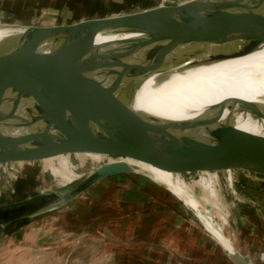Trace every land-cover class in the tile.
<instances>
[{"label":"water","instance_id":"obj_1","mask_svg":"<svg viewBox=\"0 0 264 264\" xmlns=\"http://www.w3.org/2000/svg\"><path fill=\"white\" fill-rule=\"evenodd\" d=\"M107 36L123 40L98 41ZM262 46L264 0H187L72 25L28 27L0 42V169L89 154L178 176L241 171L264 179V136L233 122L237 115L263 122V107L232 101L184 121L140 112L134 92L140 78L157 68L125 62L141 50L158 61L176 60L182 50L186 58L194 55L179 60V69ZM213 47L226 51L195 58ZM134 172L125 162H111L64 192L0 207V227L65 206L104 179ZM229 255L235 264H251L238 252Z\"/></svg>","mask_w":264,"mask_h":264},{"label":"rangeland","instance_id":"obj_2","mask_svg":"<svg viewBox=\"0 0 264 264\" xmlns=\"http://www.w3.org/2000/svg\"><path fill=\"white\" fill-rule=\"evenodd\" d=\"M133 1L0 0V5L2 4L0 6V26L19 28L11 31V35H17L28 27L78 22L97 16L129 13L160 5H177L187 0H165L163 3H161L163 0H142L143 3H134ZM113 160L118 159L78 154L35 165H22L16 169L18 171L0 169V204H14L39 195H56L64 192L84 180L95 169L111 163ZM165 172L178 185L176 174L171 171ZM141 177L149 178L144 173L134 172L104 179L67 205L16 224L48 229L57 223L67 225L68 216L75 217V220L81 216L83 217L82 221H79L76 228L77 230L82 228L83 231V225H86L84 217L86 213H90L93 204L106 202V205H115L126 198L142 202L144 197H149L151 202H157L162 207L167 206L164 207L167 213L163 212L161 215L170 224H175V229L169 234L168 240L165 239L164 243H160L163 252L208 254L207 263L209 264L217 263L211 258L214 256L211 254H222L223 260L228 259L235 264L231 256L205 230L203 222L198 217L200 215L214 229L218 230L222 227V230L227 233H231L232 230L235 240L243 248L248 249L247 254L242 255L251 264H254V261L264 264L262 257L264 255V179L241 171L221 172L213 176L181 175L179 179L186 184L187 188L178 185L179 189L190 193L191 202L198 208L194 211L163 185L152 179V183H147ZM203 179L206 183L211 182L215 196L200 183ZM139 183L148 190V193L145 194L141 191ZM96 187L98 189L94 191ZM57 218H60L61 221H57ZM72 224L74 223L72 222ZM10 226L12 225L0 227V238L4 237L5 231ZM53 231L48 229L47 234L51 235ZM68 233L70 232L62 229L58 245L55 246V243L52 242L56 239L55 236L53 240L49 236L41 247H46L49 253H55L54 251L60 249L73 252L75 246L73 243L79 240L81 235L76 237L74 233H71L72 235ZM61 236L64 237L61 238ZM68 237L70 238L68 239ZM85 238L83 237L81 240L84 241ZM166 241L169 243L167 244ZM168 247L171 250H168Z\"/></svg>","mask_w":264,"mask_h":264},{"label":"crops","instance_id":"obj_3","mask_svg":"<svg viewBox=\"0 0 264 264\" xmlns=\"http://www.w3.org/2000/svg\"><path fill=\"white\" fill-rule=\"evenodd\" d=\"M109 16L111 15L97 16L93 19ZM85 20L91 19L56 25H38V27L72 25ZM11 31L14 30L0 27V34H7ZM204 175L213 176L216 174L204 173ZM179 178L176 175L178 185L187 188L186 184L182 183ZM141 179L147 183H152L151 178L141 177ZM200 183L209 189L213 195L215 194L210 181L206 183L203 179ZM134 185H139L142 192L148 193V190L140 183ZM97 189V187L94 188V191ZM186 194L190 200V206L194 210L198 209L191 202L190 193L186 192ZM123 200L115 205H106V202L93 204L90 213H86L84 217L86 225H83V231L82 228L79 230L76 228L83 218L80 215L78 220H75L73 216H68L65 226L61 225L62 223H57L53 227H49V230H54L51 235L47 234L48 229L46 228L38 229V227H29L27 224L10 226L5 231L4 237L0 238V264H209L207 263L208 254H169V252H163L160 243H164L165 239L168 240L169 234L175 229V224H170L161 215L163 212L167 213L164 210L166 205L159 206L160 204L157 202H151L149 197H144L142 202H136V200L129 198ZM57 221H61L60 218H57ZM62 229L70 232L68 233L70 235L74 233L76 237L81 235L79 240L73 243V245L75 244L73 252L60 249L56 250L57 252L54 251L55 253H49L46 247H41L43 243H46L44 241H47L49 236L51 240L55 236L56 239L52 242L55 243V246L58 245L59 234ZM218 231L226 236L243 254H247L248 249L243 248L235 240L232 230L231 233H227L221 227ZM83 237H86L84 241L81 240ZM166 243L168 244L169 241ZM167 249L171 250L169 247ZM211 255H214L211 258L217 262L216 264H234L228 259L223 260L222 254ZM262 257L264 260V255Z\"/></svg>","mask_w":264,"mask_h":264},{"label":"bare ground","instance_id":"obj_4","mask_svg":"<svg viewBox=\"0 0 264 264\" xmlns=\"http://www.w3.org/2000/svg\"><path fill=\"white\" fill-rule=\"evenodd\" d=\"M133 2L143 3L142 0H134ZM5 28L19 29L16 27ZM10 36H12L11 32L1 33L0 42ZM117 38L120 37L107 36L98 41H113ZM141 51L143 52L139 56H134V59H128L125 62L135 63V66L150 65L157 69L141 77L139 86L134 92L133 105L140 112L168 120L184 121L193 120L207 109H212L223 103L229 104L232 101H246L264 108V46L234 58L202 63L196 66L188 65L179 69L174 67L177 62L179 63V60L185 63L191 61L194 55L186 58L184 52L186 50H182L180 57H177L176 60L170 56L166 60L158 61L156 56L153 59L146 56L148 50ZM222 51L226 50L214 47L202 49L200 53H196L195 58H205ZM181 62L179 64H182ZM118 97L122 96L118 95ZM233 122L241 130L264 136V121L259 122L249 115H237ZM120 161L135 168L136 172L148 175L154 182L163 185L186 206L193 209L189 204L190 200L187 194L181 191L176 182L169 178L163 170L130 159L121 158L111 162ZM7 205L1 203L0 207ZM198 217L225 252L231 255L237 252L243 254L226 236L214 229L208 221L200 215Z\"/></svg>","mask_w":264,"mask_h":264}]
</instances>
